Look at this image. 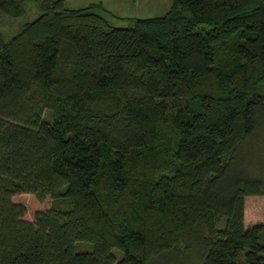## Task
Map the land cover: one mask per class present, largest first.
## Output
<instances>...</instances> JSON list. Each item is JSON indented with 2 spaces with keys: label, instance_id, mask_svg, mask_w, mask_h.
<instances>
[{
  "label": "trees",
  "instance_id": "obj_1",
  "mask_svg": "<svg viewBox=\"0 0 264 264\" xmlns=\"http://www.w3.org/2000/svg\"><path fill=\"white\" fill-rule=\"evenodd\" d=\"M26 16L0 22V264H264V0H0Z\"/></svg>",
  "mask_w": 264,
  "mask_h": 264
},
{
  "label": "rangeland",
  "instance_id": "obj_2",
  "mask_svg": "<svg viewBox=\"0 0 264 264\" xmlns=\"http://www.w3.org/2000/svg\"><path fill=\"white\" fill-rule=\"evenodd\" d=\"M64 1H65V6L69 9H79L86 7L91 3L101 1L110 10V12H112L113 15L122 18L158 17L165 14L171 5V0H126L125 2L124 0H64ZM26 7L30 19L32 18V16H34L32 18L33 20L37 16V10L35 9L36 7L33 6L32 4H28V6ZM27 18L28 17L26 16L21 19H16L13 22L10 20H6V19L3 20L0 18V22L1 23L3 22L2 25L6 24L7 26L15 27L17 25L20 26L21 24L25 23L27 21ZM111 21L115 26L118 27L127 26V23L125 21L119 19H111ZM48 115L49 113L46 111L44 116L47 117ZM259 157H261L260 154ZM15 200L16 202L22 203L25 206H27L29 211L27 215V219H30L32 214L37 209L46 206V204L41 205L37 203L36 200L30 195L21 196L16 198ZM253 205L255 207H257V205H264V201L255 202V200L251 197L245 199L244 206L248 208V211L246 212V222H250L252 218L255 217L264 218V207L262 208V210H259L258 207H257L258 209H254ZM259 221H263V219L262 220L260 219ZM89 246L91 249V245ZM80 249H86V246L81 245ZM115 253L117 257H119V253L117 251H115ZM196 258H197L196 252L187 253L181 256H178L177 254L167 253L158 256V264H195Z\"/></svg>",
  "mask_w": 264,
  "mask_h": 264
},
{
  "label": "crops",
  "instance_id": "obj_3",
  "mask_svg": "<svg viewBox=\"0 0 264 264\" xmlns=\"http://www.w3.org/2000/svg\"><path fill=\"white\" fill-rule=\"evenodd\" d=\"M126 0H124V2H125ZM97 2H101V1H97ZM102 3V2H101ZM103 4V3H102ZM103 6L107 9V10H109L104 4H103ZM110 11V10H109ZM251 198H253L254 200H255V202H257V201H259V202H261V201H264V197H251ZM253 207H254V209H258L259 208V210H262V208L264 207V205H257V207H255L254 205H253ZM248 211V208L246 207V206H244V225L245 226H253V225H255V224H259V223H264L263 221H264V218L263 217H261V218H259V217H255V218H252V220L250 221V222H246V212ZM262 220L263 219V221H259V220Z\"/></svg>",
  "mask_w": 264,
  "mask_h": 264
}]
</instances>
